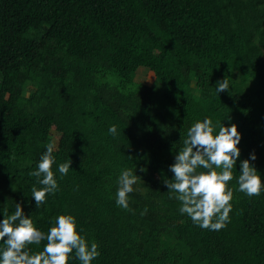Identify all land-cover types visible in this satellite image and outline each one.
<instances>
[{
	"label": "trees",
	"instance_id": "1",
	"mask_svg": "<svg viewBox=\"0 0 264 264\" xmlns=\"http://www.w3.org/2000/svg\"><path fill=\"white\" fill-rule=\"evenodd\" d=\"M207 118L241 134L220 230L182 214L165 184ZM49 142L59 190L38 208L29 173ZM246 159L264 183V0H0V223L17 203L45 233L72 214L99 245L91 264H264V189L238 191ZM129 168L140 179L125 210L116 193ZM68 264H82L75 250Z\"/></svg>",
	"mask_w": 264,
	"mask_h": 264
},
{
	"label": "clouds",
	"instance_id": "2",
	"mask_svg": "<svg viewBox=\"0 0 264 264\" xmlns=\"http://www.w3.org/2000/svg\"><path fill=\"white\" fill-rule=\"evenodd\" d=\"M217 84L218 93L227 90L228 77ZM217 128L218 133L215 131ZM109 132L115 136L117 127L111 126ZM240 141L241 134L237 125L226 127L219 121L214 124L211 118L194 123L187 132V138L182 139L183 147L175 156V163L170 166L174 179L166 180L165 184L171 194L170 198L174 195L182 203L180 212L186 213L201 228L220 230L230 222L233 190L228 187V183L233 179V168L240 157V149L237 147ZM55 147V142H49L41 156L38 170L29 173L42 186L37 188L33 185L31 189L38 208L46 203L49 194L55 195L59 190L52 170ZM255 159V153L251 154L250 160ZM250 160L242 162L237 183L238 191L252 197L261 194L264 183ZM71 164L69 159L59 165L58 170L62 177L67 175ZM200 168L206 171H198ZM139 179L130 168L121 171L116 193L117 206L131 210L129 194L134 191L133 186ZM146 213L147 208L141 215ZM4 216L5 219L0 223V241H4L5 248L0 254V264H68L73 250L82 264H91L100 255L98 243L92 241L89 245L77 231V218L72 214L55 217L54 226L47 233L39 230L33 220L24 215L19 203L15 205V211L11 215L5 209ZM41 241H47L43 251L30 254L28 246L39 245Z\"/></svg>",
	"mask_w": 264,
	"mask_h": 264
},
{
	"label": "rangeland",
	"instance_id": "3",
	"mask_svg": "<svg viewBox=\"0 0 264 264\" xmlns=\"http://www.w3.org/2000/svg\"><path fill=\"white\" fill-rule=\"evenodd\" d=\"M146 83L148 85H152V86H155L157 84V81H156L154 74L149 75V77L146 79Z\"/></svg>",
	"mask_w": 264,
	"mask_h": 264
}]
</instances>
